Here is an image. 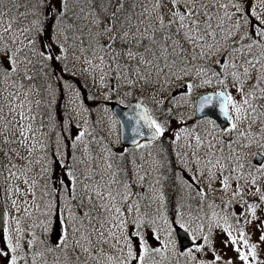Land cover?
I'll list each match as a JSON object with an SVG mask.
<instances>
[{
	"label": "snow or ice",
	"instance_id": "obj_1",
	"mask_svg": "<svg viewBox=\"0 0 264 264\" xmlns=\"http://www.w3.org/2000/svg\"><path fill=\"white\" fill-rule=\"evenodd\" d=\"M0 264H264V0H0Z\"/></svg>",
	"mask_w": 264,
	"mask_h": 264
},
{
	"label": "water",
	"instance_id": "obj_2",
	"mask_svg": "<svg viewBox=\"0 0 264 264\" xmlns=\"http://www.w3.org/2000/svg\"><path fill=\"white\" fill-rule=\"evenodd\" d=\"M113 114L117 116L118 119L121 120V122L125 125V127L120 128V136L122 143L125 144V146L131 148L130 139L132 137L131 129L129 125V122L124 118V112L127 111V109L121 108L118 105H113Z\"/></svg>",
	"mask_w": 264,
	"mask_h": 264
},
{
	"label": "rangeland",
	"instance_id": "obj_3",
	"mask_svg": "<svg viewBox=\"0 0 264 264\" xmlns=\"http://www.w3.org/2000/svg\"><path fill=\"white\" fill-rule=\"evenodd\" d=\"M112 103H117V102H116L115 100H113V101L111 102V104H112ZM117 134H119V129L117 130L116 133H113V136H112V139H113V140L116 139ZM117 148H118V150H119V146H117ZM229 255H233V256H234V253L229 252Z\"/></svg>",
	"mask_w": 264,
	"mask_h": 264
},
{
	"label": "trees",
	"instance_id": "obj_4",
	"mask_svg": "<svg viewBox=\"0 0 264 264\" xmlns=\"http://www.w3.org/2000/svg\"><path fill=\"white\" fill-rule=\"evenodd\" d=\"M169 194H170V195H172L173 193H172V192H170ZM173 198H175V197H173Z\"/></svg>",
	"mask_w": 264,
	"mask_h": 264
}]
</instances>
